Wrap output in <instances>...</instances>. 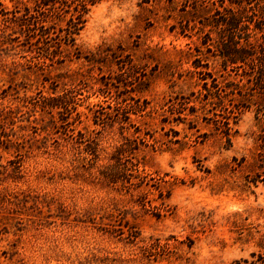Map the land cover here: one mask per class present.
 Listing matches in <instances>:
<instances>
[{
    "label": "rangeland",
    "instance_id": "rangeland-1",
    "mask_svg": "<svg viewBox=\"0 0 264 264\" xmlns=\"http://www.w3.org/2000/svg\"><path fill=\"white\" fill-rule=\"evenodd\" d=\"M33 3L0 0V10ZM220 3L98 0L77 50L38 65L0 13V264H234L264 253L254 113L228 136L209 105L193 101L180 119L170 110L199 91L196 65L223 79ZM64 89L75 100L69 133L34 104ZM121 143L128 172L141 171L108 183L101 170Z\"/></svg>",
    "mask_w": 264,
    "mask_h": 264
},
{
    "label": "trees",
    "instance_id": "trees-1",
    "mask_svg": "<svg viewBox=\"0 0 264 264\" xmlns=\"http://www.w3.org/2000/svg\"><path fill=\"white\" fill-rule=\"evenodd\" d=\"M98 0H34L32 5L6 7L0 10L2 21L12 26L13 37L24 50L31 55L34 64L46 63L47 60L60 62L64 60L63 48L76 47V36L85 26L90 8ZM221 7V8H220ZM65 15V26L57 27L54 18ZM212 25L218 29L219 43L216 54L221 58L224 72L223 79L204 64L197 72L201 81L198 92L190 96H177L171 101V113L182 118L188 108L196 112L197 101L209 105L208 112L216 129L230 135L232 122L236 123L243 111L251 110L259 125L256 136L257 151L254 167L258 177L264 176V0H221L215 7ZM75 54H79L78 51ZM195 97V99L193 98ZM34 104L47 113L56 111L60 115L64 133H69L72 121L70 116L75 110L73 92L64 89L61 94L34 98ZM79 114V112H76ZM62 131V132H63ZM93 145V143H87ZM128 145L120 144L113 154V161L103 166L101 174L108 183H131L134 173L141 171L139 163L132 162L135 170L128 172L124 153ZM87 154L92 160L96 148L89 146ZM234 264H264V253L251 252L250 257L240 258Z\"/></svg>",
    "mask_w": 264,
    "mask_h": 264
}]
</instances>
